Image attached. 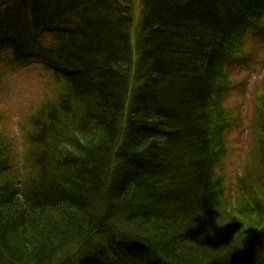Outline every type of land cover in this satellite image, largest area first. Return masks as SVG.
I'll use <instances>...</instances> for the list:
<instances>
[{
  "label": "trees",
  "instance_id": "trees-1",
  "mask_svg": "<svg viewBox=\"0 0 264 264\" xmlns=\"http://www.w3.org/2000/svg\"><path fill=\"white\" fill-rule=\"evenodd\" d=\"M262 21L264 0H0V54L61 85L22 160L0 132V263L264 264V77L234 197L215 173Z\"/></svg>",
  "mask_w": 264,
  "mask_h": 264
},
{
  "label": "rangeland",
  "instance_id": "rangeland-1",
  "mask_svg": "<svg viewBox=\"0 0 264 264\" xmlns=\"http://www.w3.org/2000/svg\"><path fill=\"white\" fill-rule=\"evenodd\" d=\"M227 73L231 88L224 105L233 113L236 127L225 134L226 152L217 173L225 176L221 177L225 195L231 198L237 194L239 166L246 162L248 153L247 123L252 116V93L255 97L254 87L264 77V21L256 31L245 35L242 52ZM59 86L55 77L39 64L15 66L7 54H0V132L15 141L19 159L22 160L26 144L23 135L28 133L25 120Z\"/></svg>",
  "mask_w": 264,
  "mask_h": 264
}]
</instances>
